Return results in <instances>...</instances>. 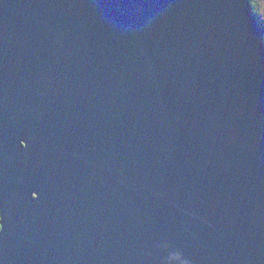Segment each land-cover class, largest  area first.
Here are the masks:
<instances>
[{"label":"water","instance_id":"1","mask_svg":"<svg viewBox=\"0 0 264 264\" xmlns=\"http://www.w3.org/2000/svg\"><path fill=\"white\" fill-rule=\"evenodd\" d=\"M0 264H264L250 0H0Z\"/></svg>","mask_w":264,"mask_h":264},{"label":"rangeland","instance_id":"2","mask_svg":"<svg viewBox=\"0 0 264 264\" xmlns=\"http://www.w3.org/2000/svg\"><path fill=\"white\" fill-rule=\"evenodd\" d=\"M257 8V18L259 22L264 26V0H255Z\"/></svg>","mask_w":264,"mask_h":264},{"label":"trees","instance_id":"3","mask_svg":"<svg viewBox=\"0 0 264 264\" xmlns=\"http://www.w3.org/2000/svg\"><path fill=\"white\" fill-rule=\"evenodd\" d=\"M255 0H250V4L252 6L253 12L255 13V15L257 16V8H256V4H255ZM262 25V24H261ZM263 26V25H262ZM264 27V26H263Z\"/></svg>","mask_w":264,"mask_h":264}]
</instances>
